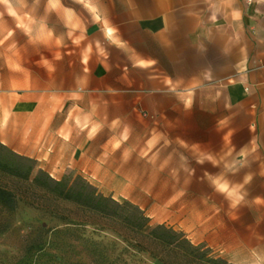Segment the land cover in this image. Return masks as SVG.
<instances>
[{
  "label": "crops",
  "instance_id": "0c3cea01",
  "mask_svg": "<svg viewBox=\"0 0 264 264\" xmlns=\"http://www.w3.org/2000/svg\"><path fill=\"white\" fill-rule=\"evenodd\" d=\"M0 142L264 264V0H0ZM237 161L231 209L202 177Z\"/></svg>",
  "mask_w": 264,
  "mask_h": 264
},
{
  "label": "rangeland",
  "instance_id": "374dc122",
  "mask_svg": "<svg viewBox=\"0 0 264 264\" xmlns=\"http://www.w3.org/2000/svg\"><path fill=\"white\" fill-rule=\"evenodd\" d=\"M38 169L46 171L37 164L28 179L0 169V186L11 191L17 200L8 227L0 232V264H230L204 244L187 256L179 247L160 244L145 233L126 228L115 218L62 199L34 183ZM77 176L111 197L108 174L90 177L67 168L56 179L68 177L72 181ZM128 201L137 205L136 201ZM0 219L6 222L8 218L0 214Z\"/></svg>",
  "mask_w": 264,
  "mask_h": 264
},
{
  "label": "trees",
  "instance_id": "16d2710c",
  "mask_svg": "<svg viewBox=\"0 0 264 264\" xmlns=\"http://www.w3.org/2000/svg\"><path fill=\"white\" fill-rule=\"evenodd\" d=\"M0 149L4 150V154L0 155V169L13 176L28 179L35 170L37 161L12 151L1 142ZM33 181L62 199L74 201L93 212L115 218L126 228L136 233H145L160 244L179 247L187 256H192L199 249V244L191 243L182 231L164 223L151 225L148 215L137 205L128 200L119 202L103 195L81 176L72 181L68 177L55 179L48 172L38 169ZM16 208L17 200L14 194L0 186V214L8 218L6 222L0 219V232L8 227L9 217ZM136 246L141 247L140 244Z\"/></svg>",
  "mask_w": 264,
  "mask_h": 264
},
{
  "label": "clouds",
  "instance_id": "9594fccd",
  "mask_svg": "<svg viewBox=\"0 0 264 264\" xmlns=\"http://www.w3.org/2000/svg\"><path fill=\"white\" fill-rule=\"evenodd\" d=\"M206 160L212 163L213 167L219 166L210 156L206 157ZM196 162L203 165L205 159H198ZM244 167H247V165L243 161H237L225 165L226 171L213 174L205 170L203 173L202 179L206 180L216 193L222 195L228 201L231 209H237L245 202L246 197L249 195L246 186L251 183L253 177L251 173H246L242 181L234 182L228 178V174L237 175ZM192 171L194 172V169ZM254 199L259 201L262 198L255 197Z\"/></svg>",
  "mask_w": 264,
  "mask_h": 264
}]
</instances>
